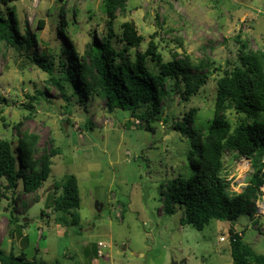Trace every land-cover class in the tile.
Segmentation results:
<instances>
[{"label": "rangeland", "instance_id": "374dc122", "mask_svg": "<svg viewBox=\"0 0 264 264\" xmlns=\"http://www.w3.org/2000/svg\"><path fill=\"white\" fill-rule=\"evenodd\" d=\"M102 3L0 2L4 18L14 11L18 29L14 33L23 40L28 34L36 40L27 53L24 47L15 49L0 41V139L11 142L14 149L21 141L32 143L34 161L50 150L58 152L49 177L34 193H23L21 182L14 191L7 190L0 179V249L23 253L38 264H92V260L95 264H232L229 230L239 227L243 241L264 255V215L241 216L234 223L211 221L197 231L181 226L183 211L178 205L171 215H164L161 197L169 181L191 174V145L173 124L191 110L195 113L190 128L213 118L216 83L236 65L242 43L244 52L264 55V0H124L113 21L104 14ZM126 22L133 23L142 37L141 45L128 53L131 61L153 44L164 63L175 55L187 57L192 65L203 66L199 73L206 77L198 95L188 102L178 93H167L149 129L128 112L110 111L100 98L83 95L80 103L70 84L64 87L70 99L65 101L48 74L25 55L40 54L47 47L58 54L62 43L83 56L94 40L104 38L110 29L118 35ZM147 66L158 71L150 57ZM60 72L56 59L55 78H62ZM168 84L172 86L167 82V88ZM227 114L236 121L232 112ZM241 158L223 156L224 177L233 175L237 184L244 178L241 186L229 184L230 195L241 193L254 172L250 168L252 172L238 178ZM67 175L76 177L79 190L75 224L70 215L53 208L61 194L53 184L60 185ZM258 195H264V186Z\"/></svg>", "mask_w": 264, "mask_h": 264}, {"label": "trees", "instance_id": "16d2710c", "mask_svg": "<svg viewBox=\"0 0 264 264\" xmlns=\"http://www.w3.org/2000/svg\"><path fill=\"white\" fill-rule=\"evenodd\" d=\"M8 1L0 0L5 5ZM123 4L124 0H103L102 10L108 20L116 19V11L122 9ZM8 15L4 18L0 12V41L15 49L24 47L27 53L35 46V36L28 34L24 40L20 39L14 33L18 31L14 11H9ZM54 21L62 23L60 19ZM141 42L135 25L126 22L121 25L118 35L110 29L104 38L94 40L83 56H79L74 47L67 48L62 43H59L58 54L54 48L47 47L40 54L25 55L48 74L65 101L70 99L64 87L70 84L80 103L84 101L83 95L84 99L100 98L110 111L128 112L138 125L143 124L144 129H149L150 121L159 115L167 93H178L183 102H188L198 95L206 77L199 73L203 66L192 65L187 57L178 59L175 55L164 63L153 44H149L145 53H137L131 61L129 51L137 49ZM241 45L243 50L239 52L236 65L225 70L216 83L213 118L190 128L195 113L191 110L173 124V129L186 136L191 145V174L178 176L165 185L161 192L163 214L171 215L178 205L183 211L181 226L189 225L197 231H202L211 221L234 223L241 216L252 219L254 200L264 186V165L258 166L264 155V55L246 53L245 44ZM148 57L157 72L149 70ZM56 59L62 78L54 76ZM167 82L172 86L168 84L167 88ZM66 110H70V105ZM228 111L235 115V122L229 120ZM86 125L89 129V124ZM32 146L30 142L21 141L14 149L11 142L0 139V179L7 183V190L14 191L21 182L23 193L31 194L49 177L52 158L58 152L50 150L34 161ZM225 153L251 161L258 158L253 165L254 172L247 178V186L239 194H229V183L223 175ZM53 189L61 191L53 201L54 210L70 215L75 224L80 204L76 177L65 176L60 185L53 184ZM14 221L10 220L9 224L14 225ZM10 235L13 236L12 231ZM229 247L232 264H264V255L254 252L243 241V232L238 233L233 227L229 230ZM0 264L38 263L27 259L23 253L7 254L0 249Z\"/></svg>", "mask_w": 264, "mask_h": 264}, {"label": "built area", "instance_id": "2783aa9c", "mask_svg": "<svg viewBox=\"0 0 264 264\" xmlns=\"http://www.w3.org/2000/svg\"><path fill=\"white\" fill-rule=\"evenodd\" d=\"M250 168H253V165L251 164V160L247 159V158H241L240 164H238L237 166V172H239V177L241 178L242 174H247L252 172V170H250ZM233 175L230 176H226V181L230 184H236L238 186L242 185V181L244 180V178L240 179V181L238 182V184L233 180ZM244 189V188H243ZM260 196V197H258ZM257 198L254 200V214H257V216H261L264 215V195H258ZM261 201V202H260ZM220 241H225V237H221ZM102 245L101 243H99V246Z\"/></svg>", "mask_w": 264, "mask_h": 264}, {"label": "water", "instance_id": "95a60500", "mask_svg": "<svg viewBox=\"0 0 264 264\" xmlns=\"http://www.w3.org/2000/svg\"><path fill=\"white\" fill-rule=\"evenodd\" d=\"M240 231H241V229L239 227H237L236 232L239 233ZM171 264H184V262H172Z\"/></svg>", "mask_w": 264, "mask_h": 264}, {"label": "crops", "instance_id": "0c3cea01", "mask_svg": "<svg viewBox=\"0 0 264 264\" xmlns=\"http://www.w3.org/2000/svg\"><path fill=\"white\" fill-rule=\"evenodd\" d=\"M97 251H98V250H97ZM91 262H92V264H95V263H94V262H95L94 260H92Z\"/></svg>", "mask_w": 264, "mask_h": 264}, {"label": "clouds", "instance_id": "9594fccd", "mask_svg": "<svg viewBox=\"0 0 264 264\" xmlns=\"http://www.w3.org/2000/svg\"><path fill=\"white\" fill-rule=\"evenodd\" d=\"M229 239V238H228Z\"/></svg>", "mask_w": 264, "mask_h": 264}]
</instances>
